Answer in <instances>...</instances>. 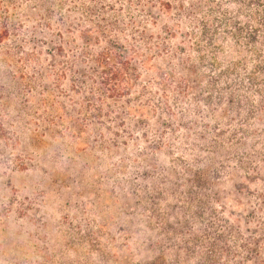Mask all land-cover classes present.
<instances>
[{
  "label": "rangeland",
  "instance_id": "obj_1",
  "mask_svg": "<svg viewBox=\"0 0 264 264\" xmlns=\"http://www.w3.org/2000/svg\"><path fill=\"white\" fill-rule=\"evenodd\" d=\"M180 1L0 0V264H264V0Z\"/></svg>",
  "mask_w": 264,
  "mask_h": 264
},
{
  "label": "trees",
  "instance_id": "obj_2",
  "mask_svg": "<svg viewBox=\"0 0 264 264\" xmlns=\"http://www.w3.org/2000/svg\"><path fill=\"white\" fill-rule=\"evenodd\" d=\"M13 3L16 5H21L23 2H26L27 0H12ZM181 3H179V6L182 8L184 7V3L186 5V0H181ZM183 3V4H182ZM186 11V9H185ZM182 23V22H181ZM109 26L103 27L99 31V34L101 35V40L97 39L96 42L93 40L92 44V52L88 53V57L85 60V63L88 64H98L101 66H110V65H116V64H122L126 66V70H130L131 68L129 67H134L135 62L132 60L128 59V56L126 55L127 53V48L126 46L120 42L118 39L111 40L110 36L111 35V30L108 29ZM184 31L181 32V34L185 36H189L191 38H196V35L198 34V31L195 27L193 26H188L184 22L180 25ZM119 34L125 35V37L129 34L128 30L125 29H120ZM79 39L81 42L84 43V49H87L88 47H91L89 43L87 42V34L84 32L80 33ZM102 42L104 47L100 48L98 51L95 50L99 46V44ZM65 42L63 40H58L57 44H55L54 41L49 39L45 44L44 47L46 49V54H47V66L43 65L40 63L39 65V73L40 77L42 79L45 78V68L48 69V72H50L51 68L54 65V57H55V52L57 49H62L64 46Z\"/></svg>",
  "mask_w": 264,
  "mask_h": 264
}]
</instances>
